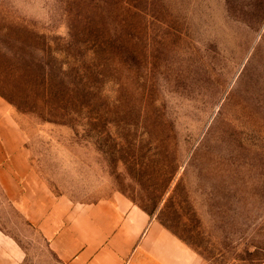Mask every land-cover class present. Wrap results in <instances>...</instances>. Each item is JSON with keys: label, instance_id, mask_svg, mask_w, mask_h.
Wrapping results in <instances>:
<instances>
[{"label": "rangeland", "instance_id": "rangeland-1", "mask_svg": "<svg viewBox=\"0 0 264 264\" xmlns=\"http://www.w3.org/2000/svg\"><path fill=\"white\" fill-rule=\"evenodd\" d=\"M2 40L54 195L121 193L207 263L264 264V0H0ZM0 230L21 264H65L1 187Z\"/></svg>", "mask_w": 264, "mask_h": 264}, {"label": "crops", "instance_id": "crops-1", "mask_svg": "<svg viewBox=\"0 0 264 264\" xmlns=\"http://www.w3.org/2000/svg\"><path fill=\"white\" fill-rule=\"evenodd\" d=\"M23 129L0 98V187L65 264H210L124 194L75 204L37 173ZM23 247L0 230V264H21Z\"/></svg>", "mask_w": 264, "mask_h": 264}, {"label": "trees", "instance_id": "trees-1", "mask_svg": "<svg viewBox=\"0 0 264 264\" xmlns=\"http://www.w3.org/2000/svg\"><path fill=\"white\" fill-rule=\"evenodd\" d=\"M2 43L3 46L6 45V47L11 51V53H14L15 50H14V47L11 46V44H6V42H4V40H2ZM0 95L4 96L5 98H7L8 100H10L11 102H13L14 100L10 97V96H7L6 94H4L3 92H1L0 90ZM27 224L31 225V226H34L31 222H29L27 219ZM165 226H167L165 223H163ZM168 227V226H167ZM171 231H173L170 227H168ZM174 232V231H173ZM175 233V232H174ZM176 235H178L177 233H175ZM180 237V236H179ZM181 238V237H180ZM182 239V238H181Z\"/></svg>", "mask_w": 264, "mask_h": 264}]
</instances>
